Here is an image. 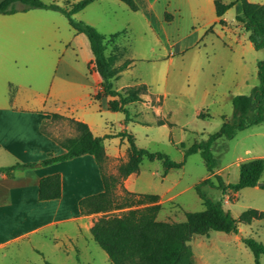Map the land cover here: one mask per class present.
<instances>
[{"label":"rangeland","instance_id":"rangeland-1","mask_svg":"<svg viewBox=\"0 0 264 264\" xmlns=\"http://www.w3.org/2000/svg\"><path fill=\"white\" fill-rule=\"evenodd\" d=\"M135 1L140 10L130 12L126 25L130 44L138 54L154 60L162 57L163 61L139 62L132 66V73L118 82L117 88L125 84V88L145 84L152 97L144 101L145 104L141 102L131 106V122L125 130L134 135L139 147L164 152L173 161L182 162L184 150L181 144L189 147L218 132L224 118L231 119L233 116L232 98L250 95L259 86L258 63L264 60V49H256L249 42L247 33L237 27L236 7L226 12L224 19L230 26L223 27L215 24L214 0ZM222 1L230 3L232 0ZM248 1L264 5V0ZM149 2L154 5L151 12L148 10ZM47 13L57 15L65 26H69L61 13ZM74 19L79 21L76 16ZM151 29L157 38L159 35L160 41L155 39ZM151 47L154 52H151ZM61 54V50L53 49L49 51L48 59ZM168 58L174 60L171 65ZM56 70L55 65L39 64L37 60L29 68L20 63L15 73L16 85L24 84V88L35 91L36 97L39 94L46 97ZM49 100L47 107L64 109L61 99ZM203 111L208 112V116L203 117ZM99 113L102 121H108L107 132L115 135L104 141L110 153L122 147L121 139L116 135L123 131L119 125L124 122L125 116L112 111ZM44 132L60 142L77 135L66 120L45 125ZM125 144L129 146L127 140ZM212 152L217 160L213 173L207 171L200 154L188 156L181 168L170 170L167 174H164L160 161L144 160L138 175L131 181L132 193L158 196L157 204L161 207L158 219L183 222L186 213L205 209L196 187L209 179L213 185H203L202 191L213 201L221 202L235 219L248 209L264 211V189L257 186L224 194L218 188L216 177L220 176L226 184L235 183L242 163L264 160V122L238 132L234 138L218 140ZM127 159V151L109 157L107 173L116 174L118 167ZM261 183H264V171ZM125 184L126 181L122 188L116 190L118 200L125 195ZM127 210L99 213L93 221ZM90 219L52 227L44 235L32 236L30 242L0 249V264H111L88 230ZM238 228V234L212 231L208 236L194 235L189 245L195 264H256L254 255L242 238L252 237L264 244V220L239 223ZM259 263L264 264L263 256Z\"/></svg>","mask_w":264,"mask_h":264},{"label":"crops","instance_id":"crops-1","mask_svg":"<svg viewBox=\"0 0 264 264\" xmlns=\"http://www.w3.org/2000/svg\"><path fill=\"white\" fill-rule=\"evenodd\" d=\"M44 1L70 7L82 0ZM233 7H236L237 15L241 13L240 2ZM153 9V3L149 2L148 10L151 12ZM47 11L51 10L33 9L13 15L0 14V168L16 163L33 164L30 168L14 171L11 176L0 173V249L24 241L30 242L32 236L44 235L52 227L57 228L68 222H81L91 217L88 221L89 231L94 224L93 218L97 214L84 216L79 207L80 200L104 190L100 169L94 157L83 155L50 165L41 164L50 155L57 156L65 152L60 141L43 130L45 125L56 121L52 118L53 114L86 123L96 137L115 136L107 132L108 121L99 118V112H110L109 98L95 99L101 91V77L93 69L94 56L88 38L74 30L69 22V26H65L57 15ZM130 12L132 10L120 0H94L76 13L74 18L76 16L79 21L105 35L124 32L120 44L127 49L133 65L163 61L162 57L154 60L134 50L126 28ZM224 16H216L215 24L223 20L224 24L219 25L230 26ZM125 17L128 19L125 20ZM237 27L244 30L240 23ZM154 36L156 39L155 31ZM53 49L61 50L62 54L48 59L49 51ZM154 50L151 47V52ZM36 60L39 64H53L57 67L46 97L41 94L36 97L35 91L24 88V84L16 85L15 73L19 64L29 68L36 64ZM167 60L169 65L174 62L172 58ZM132 72L130 68L121 73L115 81L117 90L127 87L125 84L117 88V84ZM50 98L61 99L64 109L47 107ZM148 98L152 97L147 93L142 103L145 104ZM135 104L129 105L131 110ZM201 113L203 117L208 116V112ZM228 120L224 118V123ZM119 126L123 131L128 129V124L124 122ZM119 138L122 147L110 153L105 148L108 158L128 150L126 139ZM138 172L124 180L127 191L132 192L131 181ZM56 174L61 176V197L40 201L38 191L41 179Z\"/></svg>","mask_w":264,"mask_h":264},{"label":"trees","instance_id":"trees-1","mask_svg":"<svg viewBox=\"0 0 264 264\" xmlns=\"http://www.w3.org/2000/svg\"><path fill=\"white\" fill-rule=\"evenodd\" d=\"M94 0H82L72 6H60L44 0H0V14L13 15L33 9H44L62 13L70 26L84 34L90 43L94 59L93 69L101 77V91L95 96L96 100L109 98V110L125 116L124 124L131 122L130 104L143 102V96L148 93L145 84H136L121 91L115 88L121 73L132 68L133 60L129 58L127 49L120 44L124 32L105 35L91 25L77 21L74 15L92 3ZM132 11L138 10L135 0H120ZM240 2L242 11L236 15V21L242 24L249 34V41L256 49H264V5L251 3L248 0H232L223 3L215 0V12L218 18ZM18 5H22L21 8ZM223 25L224 21L220 20ZM258 78L260 84L250 95H238L233 98V116L223 123L220 130L209 134L206 140L196 142L186 147L182 162L173 161L164 152H152L139 147L133 134L126 130L116 136L125 138L128 142L126 162L122 163L116 174L106 171L108 157L104 141L112 135L96 137L89 126L81 121L53 114V120H66L75 129L77 135L60 142L65 150L61 155H50L41 162L50 165L59 161L70 160L83 155L94 157L101 173L104 190L96 195L80 200L81 214L89 216L99 213L128 209L119 215L103 216L94 222L90 234L98 246L105 251L111 264H195L194 253L189 245L194 235L208 236L210 232L238 234V224H251L256 220H264V211L248 209L238 219L226 210L221 202H215L202 191V186L213 183L207 179L196 187L197 193L205 209L201 212L186 213L183 222L162 221L158 219L160 205L158 196L152 194H136L124 188L125 195L121 200L116 198V190L123 187V182L130 175L137 173L144 160L160 161L164 174L170 170L181 168L186 158L200 154L207 171L213 173L217 160L212 152L213 145L222 138H234L240 131L264 122V60L258 63ZM44 130V129H43ZM33 164L16 163L1 167L0 173L11 176L18 169L32 167ZM264 171V160L255 159L242 163L239 167V178L235 183L226 184L220 176L218 188L226 193H237L242 189L257 187L261 183ZM264 189V183L261 187ZM61 176H47L39 183L38 198L40 201L56 200L61 197ZM244 245L252 252L256 264L264 257V244L252 237L242 238ZM46 264H51L46 262Z\"/></svg>","mask_w":264,"mask_h":264},{"label":"water","instance_id":"water-1","mask_svg":"<svg viewBox=\"0 0 264 264\" xmlns=\"http://www.w3.org/2000/svg\"><path fill=\"white\" fill-rule=\"evenodd\" d=\"M261 185H262V183H259V184H258V187H261Z\"/></svg>","mask_w":264,"mask_h":264}]
</instances>
